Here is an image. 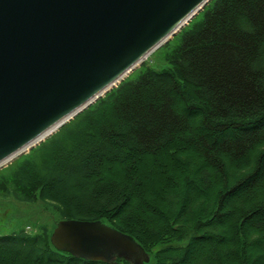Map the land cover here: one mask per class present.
Returning a JSON list of instances; mask_svg holds the SVG:
<instances>
[{
    "label": "trees",
    "instance_id": "obj_1",
    "mask_svg": "<svg viewBox=\"0 0 264 264\" xmlns=\"http://www.w3.org/2000/svg\"><path fill=\"white\" fill-rule=\"evenodd\" d=\"M176 35L168 68L129 75L0 168V191L161 244L155 264H264V0H211ZM51 233L0 234V264H108Z\"/></svg>",
    "mask_w": 264,
    "mask_h": 264
},
{
    "label": "water",
    "instance_id": "obj_2",
    "mask_svg": "<svg viewBox=\"0 0 264 264\" xmlns=\"http://www.w3.org/2000/svg\"><path fill=\"white\" fill-rule=\"evenodd\" d=\"M210 1L0 0V168L118 86ZM50 240L86 260H150L104 220L61 219Z\"/></svg>",
    "mask_w": 264,
    "mask_h": 264
},
{
    "label": "rangeland",
    "instance_id": "obj_3",
    "mask_svg": "<svg viewBox=\"0 0 264 264\" xmlns=\"http://www.w3.org/2000/svg\"><path fill=\"white\" fill-rule=\"evenodd\" d=\"M179 35L171 38L169 42L154 50L134 71L130 73L131 78H136L139 72L146 66H151L157 70L169 67L165 54L177 41ZM7 165V164H6ZM4 165V166H6ZM0 191V234L11 233L12 231L25 228L28 232L37 230L42 225H46L53 232L55 222L59 217L55 210L42 202L25 203L18 201L13 197L2 195ZM52 234V233H51ZM188 239H185L186 242ZM161 247V244L150 253V260L145 264H155V250Z\"/></svg>",
    "mask_w": 264,
    "mask_h": 264
},
{
    "label": "bare ground",
    "instance_id": "obj_4",
    "mask_svg": "<svg viewBox=\"0 0 264 264\" xmlns=\"http://www.w3.org/2000/svg\"><path fill=\"white\" fill-rule=\"evenodd\" d=\"M26 151H27V149H26Z\"/></svg>",
    "mask_w": 264,
    "mask_h": 264
}]
</instances>
